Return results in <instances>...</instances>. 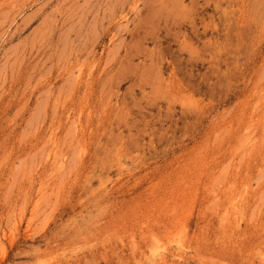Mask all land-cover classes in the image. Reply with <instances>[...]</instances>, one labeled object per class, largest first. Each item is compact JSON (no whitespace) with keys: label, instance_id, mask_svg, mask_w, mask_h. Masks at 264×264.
<instances>
[{"label":"rangeland","instance_id":"374dc122","mask_svg":"<svg viewBox=\"0 0 264 264\" xmlns=\"http://www.w3.org/2000/svg\"><path fill=\"white\" fill-rule=\"evenodd\" d=\"M0 264H264V0H0Z\"/></svg>","mask_w":264,"mask_h":264}]
</instances>
